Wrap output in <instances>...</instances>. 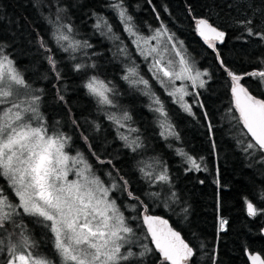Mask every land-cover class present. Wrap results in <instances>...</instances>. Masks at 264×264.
<instances>
[{"label":"trees","instance_id":"16d2710c","mask_svg":"<svg viewBox=\"0 0 264 264\" xmlns=\"http://www.w3.org/2000/svg\"><path fill=\"white\" fill-rule=\"evenodd\" d=\"M110 3L0 0V47L26 84L40 91V109L49 131L71 137L68 151L81 153L94 173L107 174L108 181L117 185L110 191L111 198L143 242H134L130 246L133 252L144 251L138 249L145 245L154 249L142 219V213L147 212L166 220L193 248L186 264H248L245 251L258 252L264 258V214L251 217L245 208L247 198L264 209V153L244 151L250 138L232 104V82L226 71L242 76L240 83L248 92L264 100V78L246 75L264 70V40L249 36L239 23L251 20L254 32L264 30V0H124L138 32L166 28L196 66L207 73L204 87H196L197 103H191V113L161 87L156 89L177 134L172 136L161 135L146 95L122 78L124 61L116 44L121 40L127 46L129 41ZM98 17L107 20L111 33L94 27ZM200 18L225 33L223 42L209 47L196 34L194 21ZM61 25H71L68 34L71 41L81 42L78 50L65 52L57 44L54 33ZM41 38L45 47H41ZM84 42L90 47H84ZM48 56L56 61L59 79ZM76 64L85 67L76 70ZM93 76L112 89L110 97L118 105L112 107L113 114L85 87ZM125 112L131 117L126 122L135 129L132 134L141 145L135 152L120 138L125 134L119 128L125 127H116L109 119L116 117L114 113ZM188 157L197 161L199 170ZM165 170L168 181L153 179ZM123 181H127L126 190H122ZM0 187L15 202L2 177ZM221 220L227 221L223 229ZM15 222L25 227L26 235L38 246L34 252L58 259L51 233L36 218L22 213ZM6 228L7 232L0 230L5 245L14 225ZM6 259V251L0 252V263ZM126 264H161L160 254L154 250Z\"/></svg>","mask_w":264,"mask_h":264},{"label":"snow or ice","instance_id":"6c2138e0","mask_svg":"<svg viewBox=\"0 0 264 264\" xmlns=\"http://www.w3.org/2000/svg\"><path fill=\"white\" fill-rule=\"evenodd\" d=\"M109 7L117 13L125 31L135 36L133 18L127 13L124 0H111ZM239 23L245 27L249 36L255 35L264 40V30L254 32L249 26L251 20ZM94 27L97 29L103 27L108 33L112 31L111 25L103 17L97 18ZM196 27L209 47H215L213 41L223 42L225 33L211 25L207 19L196 20ZM71 32V25H61L54 33L57 44L65 52H74L81 46L80 41L70 40L68 33ZM165 33H167L166 28L163 31L156 29V35L152 39H157ZM171 39L169 35L168 40ZM39 42L41 47H45L42 38ZM64 42L68 43L65 45ZM83 46L90 47L87 42H84ZM151 52H156V49H151ZM176 56L180 57L179 71L172 68V60H169L167 65L162 64L163 57L155 60L151 70L159 83L164 85L167 78V82L172 84L175 80H188L193 87L197 82L199 87H204L205 81L201 77L207 73L195 70L178 50ZM47 59L59 79L60 73L57 71L55 59L52 56H48ZM83 67L85 66L81 64L75 65L76 70ZM226 71L232 82L231 93L235 109L239 112L238 120L247 130L245 135L250 136L244 151L253 149L264 153V100L257 99L248 92L240 83L242 76L227 69ZM246 75L264 78V70L253 71ZM122 78L128 81L130 86L143 85L145 89H149V82L138 76L135 67L128 68ZM28 87L22 74L15 68L14 61L0 47V105H6L0 108V177L4 178L15 201L9 199L4 188L0 187V230L7 232L6 225H14L13 232L7 233V245L4 239L0 238V252L7 253L4 264H55L49 256L34 252L38 246L26 235L25 227L15 222V218L22 213L36 218L51 233L52 247L55 255L59 257V264H126L132 258L144 257L154 250L159 252L161 264H186L194 254L193 248L178 232L168 226L166 220L159 217H144L154 249L145 245L144 251L135 253L131 247L125 248L126 244L131 243L129 234L133 233V229L127 226L125 217L117 208L115 200L109 199L110 189L104 187L98 178H88L85 173L90 171V166L77 171L78 179L68 180V173L71 170L69 162L71 161L73 166L86 162L81 153L78 152L76 157H70L65 151L71 137L49 132L47 123L39 111L40 95L28 94L25 100H20L21 89ZM85 87L91 95L98 98L100 104H113L109 97L112 89L97 77H91ZM144 94L151 97L152 110L163 118L161 127L164 131L161 135L165 133L177 135L167 120V112L159 97L150 89ZM188 94L184 86L169 92L170 96H178L175 102L180 103L185 111L191 113V106L184 101V96ZM60 99L63 100V97L61 96ZM109 119L123 127L115 116H110ZM123 119L130 120L131 117L125 112ZM120 138L133 152L141 147L135 139L128 142V136L121 135ZM84 139L86 141L87 137ZM179 154L186 155L183 151ZM188 160L192 167L200 169L194 158L188 157ZM145 175L151 177V173ZM153 179L166 182L169 178L165 170ZM123 185L122 190H126L127 181H123ZM116 187V184L112 185L113 189ZM128 195L132 197L133 193L128 192ZM261 199H264V193L261 194ZM245 203L249 216L264 214V209L257 208L247 198ZM226 224L227 221L221 220V229ZM14 235H18L19 238L14 240ZM248 258L251 264H264V258L258 253H249Z\"/></svg>","mask_w":264,"mask_h":264},{"label":"rangeland","instance_id":"374dc122","mask_svg":"<svg viewBox=\"0 0 264 264\" xmlns=\"http://www.w3.org/2000/svg\"><path fill=\"white\" fill-rule=\"evenodd\" d=\"M121 28L125 34V37L127 38V41H129V45H127V46L124 45V42L121 40L118 43V45L115 43L114 40H113V42H114V44H116L117 48H119V51H120V49H123V51H120L122 58H123V61H124L123 62V64H124L123 76L126 75L128 68L135 67V69L138 73V76L143 77L145 80H147L149 82V89L152 93L155 94V96L159 97L158 93H157V90L159 89V87H161L162 90H164L169 95V92L173 91L174 88L184 86L187 93H189L188 95L184 96V101L189 105H191V103H193V102L197 103V99L195 98V91H196V87H199L198 82H197V85L195 87H193L191 82L188 80H175L174 84H172V83L167 82V78H165L166 83L164 85H161V83H159V81L156 79V77H154L153 71L151 70L153 68V64H154L155 60L163 57V59L161 61L162 64L167 65V62L169 60H172L173 61L172 68L176 71H179V59H180V57L176 56V51L178 50L180 52V54L189 62V64L191 66H193V68L195 70H199L200 72L204 73V71L200 70L196 66V64L191 59V57L187 54V52L184 49V46L182 45V43L179 40L173 38L169 32L158 37L157 39H152V37L156 35V29H158V28L149 30L145 34H142L135 29V31H136L135 36L130 35L128 32H126L124 29V25L122 23H121ZM161 31H163V29H161ZM104 32L109 34L107 32V29ZM169 35L172 37L171 40H168ZM153 48L156 49V52H151V49H153ZM149 53H151V54H149ZM205 77H206V75L202 76L201 78L205 81V79H206ZM90 78H89V80H90ZM98 80H100V79H98ZM107 86H108V84H107ZM137 88H139L138 92H140L142 94H144V92L146 90H149V89H145V86H143V85H140ZM28 94L40 95V91L38 92V90H36L35 88H33L31 86H29L27 89L22 88L21 92H20V100H25L26 96ZM109 97H110V93H109ZM146 97L148 99V103L151 104L152 103L151 97L148 95H146ZM170 97H171V99H173V101H176L178 99V96L177 97L170 96ZM95 98L97 99V102H98V98L97 97H95ZM110 99H111V97H110ZM178 104L181 106L180 103H178ZM100 105L103 107L106 106L107 109L112 114L114 112V110L112 112V107H118V105L116 106L114 102L112 105H102V104H100ZM2 107H6V105H0V108H2ZM150 109L152 110L151 107H150ZM39 111L43 115V113L41 112V109H40V103H39ZM153 113L156 116V120H157V123L159 125L160 131L161 132L164 131V129L161 127V122H162L163 118L160 116L159 113H157L155 111H153ZM114 114L116 115V119H119L121 121V124L123 125V127H125V129L119 128L121 130V132L123 134H125V136H128L130 141L134 140L135 138L132 134V131H130L131 127L126 122V120L123 119V115L122 114L119 115L116 113H114ZM43 118H44V116H43ZM167 120H168V118H167ZM168 122H169V120H168ZM116 125H117L116 127L120 126L118 124H116ZM49 132L50 133H53V132L61 133L60 131H49ZM165 136H172V135H167V133H165ZM67 147H68V145H66L65 151L69 154V156L70 157H76L77 152L71 153L68 151ZM77 159H79V157H77ZM83 160L86 163H77L74 166L72 165L71 161L69 162V167L71 170L68 173V180L78 179V177L76 175L77 171L84 169L86 166H89L88 162L86 161V159L84 157H83ZM187 161L189 162L188 159H187ZM158 171H159V169L157 170V172ZM85 174L88 176L89 179L98 178L101 181L102 185L106 188H109L110 191L113 189L112 188L113 184L108 181V175L107 174H101L100 175L96 172L94 173L91 170V168H90V171L86 172ZM110 191H109V199H113V197L111 198ZM13 238L16 239V237H13ZM129 239H130L131 243H130V245L126 244L125 248L130 247L134 242L143 243L140 241L141 238L137 237L135 235L134 230H133L132 234H129ZM141 249H144V247L139 248L138 250H141ZM122 251H123V249H122ZM49 257L53 261H55V264H59V257H58V259H55V257H53L52 255ZM0 264H4V263H0Z\"/></svg>","mask_w":264,"mask_h":264},{"label":"water","instance_id":"95a60500","mask_svg":"<svg viewBox=\"0 0 264 264\" xmlns=\"http://www.w3.org/2000/svg\"><path fill=\"white\" fill-rule=\"evenodd\" d=\"M200 19H202V18H200ZM196 20H198V19H196ZM196 20L194 21V26H195V30H196V34L200 37V38H202L203 40H204V38L202 37V36H200V34H199V32L197 31V27H196ZM218 29V28H217ZM219 30V29H218ZM214 42H217V43H220V41H214ZM250 93V92H249ZM230 94H231V98H232V104H233V106L235 107V102H234V98H233V96H232V93H231V86H230ZM251 94V93H250ZM252 95V94H251ZM253 96V95H252ZM254 97V96H253ZM256 98V97H255ZM258 99V98H257ZM237 111V110H236ZM237 113H238V116H239V112L237 111ZM242 128H243V125H242ZM243 130H244V132L246 133V129H244L243 128ZM249 138H250V136H248ZM245 208H246V205H245ZM246 212H247V210H246ZM145 216H153V217H155L154 215H152V214H149V213H147V212H143L142 213V219H143V223H144V217ZM144 225H145V228H146V230H147V233H148V228H147V225L144 223ZM168 226L169 227H171L170 225H169V223H168ZM172 228V227H171ZM173 229V228H172ZM174 230V229H173ZM175 231V230H174ZM262 232L264 233V230H262ZM148 236H149V239H150V242H151V244L153 245V247L155 248V246H154V244L152 243V241H151V235H150V233H148ZM258 252H253L252 254H257ZM248 254H249V252L248 251H245V256H246V258H247V261H248V264H251V261L249 260V258H248ZM259 254V253H258ZM260 255V254H259ZM261 256V255H260ZM261 258H262V256H261Z\"/></svg>","mask_w":264,"mask_h":264}]
</instances>
